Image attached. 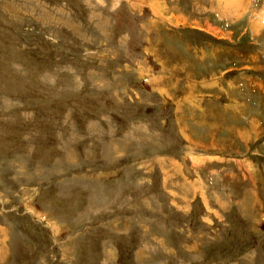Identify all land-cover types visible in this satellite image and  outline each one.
Wrapping results in <instances>:
<instances>
[{
  "label": "rangeland",
  "instance_id": "1",
  "mask_svg": "<svg viewBox=\"0 0 264 264\" xmlns=\"http://www.w3.org/2000/svg\"><path fill=\"white\" fill-rule=\"evenodd\" d=\"M0 264H264V0H0Z\"/></svg>",
  "mask_w": 264,
  "mask_h": 264
}]
</instances>
